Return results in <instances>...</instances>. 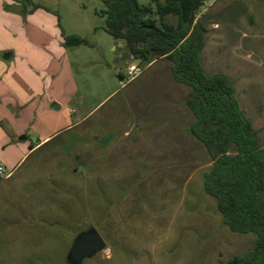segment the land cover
<instances>
[{"label":"rangeland","instance_id":"rangeland-1","mask_svg":"<svg viewBox=\"0 0 264 264\" xmlns=\"http://www.w3.org/2000/svg\"><path fill=\"white\" fill-rule=\"evenodd\" d=\"M104 9L101 0H0V88L11 87L0 99V128L10 145L37 141L46 102L41 67H70L63 75L76 92L60 109L52 104L65 119L47 127L59 133L6 184L10 214L19 203L31 217L13 225L9 247L0 244V264H75L70 251L88 228L106 247L80 264H227L249 254L256 237L231 231L205 191L213 162L191 134V87L175 81L169 60L131 56L106 32ZM202 12L204 70L228 78L264 146V0H210ZM70 36L84 43L68 47ZM133 64L142 73L120 78ZM8 175L5 169L0 179ZM22 189L41 198L23 203Z\"/></svg>","mask_w":264,"mask_h":264},{"label":"trees","instance_id":"trees-1","mask_svg":"<svg viewBox=\"0 0 264 264\" xmlns=\"http://www.w3.org/2000/svg\"><path fill=\"white\" fill-rule=\"evenodd\" d=\"M101 1L108 34L124 40L141 62L169 60L175 81L192 89L186 99L196 117L191 134L213 162L205 191L231 231L257 239L252 252L227 264H264V146L238 108L235 87L224 75L206 74L202 65L207 33L202 10L210 0H151L147 6L138 0ZM83 43L79 36L65 37L68 47Z\"/></svg>","mask_w":264,"mask_h":264},{"label":"crops","instance_id":"crops-1","mask_svg":"<svg viewBox=\"0 0 264 264\" xmlns=\"http://www.w3.org/2000/svg\"><path fill=\"white\" fill-rule=\"evenodd\" d=\"M8 54L9 56L5 60L12 59L13 53L10 52ZM159 60H163V59H159ZM69 68L70 67L66 68L65 70H61L62 68L60 67H41L40 68L42 77H45V80H42L41 84L38 83V90L40 91L39 93L43 91V93L45 94L46 102H44V108L41 111L42 114H40L41 126L39 129L35 130L39 134L36 142L31 141L32 144L29 147H28L29 142L10 145V139L8 137V133H6L4 130L0 128V154L1 153L4 154L2 156L4 164L0 166H3L6 170L9 171V175L7 177L0 179V244H3L4 247L6 248L9 247L8 232L12 231L13 225L18 226L19 228L23 227L25 223H29V220L31 217L28 211L25 210L24 206L19 203L16 204L18 205L17 206L18 213H16V215L10 214V211L8 209L10 208L9 200L12 197V195L8 193L6 184L11 183L9 181L12 180L14 174L19 170L21 165L25 163L24 159L26 158V156H28L29 154H33L39 151L40 149H42L43 147H45L47 144L52 142L54 140V137L59 133V131L52 129V127H47V126L50 124L52 125L53 122L54 123L57 121L63 122V119H65L63 117H59L57 113H54L52 104H53V107H57V109H60L62 107V103L66 101L69 96L74 95L75 90H72L73 88V86L71 85L72 82L71 84L67 83L68 85H66L65 82L68 79L64 78L65 76L63 75L65 71H67L68 73ZM11 71L13 72V75L16 74V71L13 70L12 67L10 68L9 73ZM122 74L124 75V73ZM64 86H66L67 89L65 91H62ZM10 88L11 87L0 88V99H2V101H3L4 95L8 93ZM13 88L15 89V87ZM34 91H37V90H34ZM34 91L33 93H31L32 95L29 94V97L32 98L33 96H37L39 94V93L35 94ZM64 95L68 97L65 98L63 97ZM55 102H57L59 105H57ZM5 115L6 114H5L4 106H1V100H0V120ZM66 120L68 121V119ZM15 129L16 128H14V130ZM14 130L13 132H15ZM17 135L23 136L22 138L25 139L23 130H18ZM89 145L90 144L88 141V145H87L88 148H89ZM91 159L93 158L89 157L88 162H91ZM87 166L89 167L90 164H87ZM55 180L56 178L54 176H50V178H48V182L51 185L53 182H55ZM34 193H30L29 191H25L22 189V191L18 192L19 199L22 200L24 203L26 200L29 199V197H32L33 195H36V197L39 196L37 192H34ZM15 217H18V218L15 219ZM91 230H94V229L88 228L85 232H89Z\"/></svg>","mask_w":264,"mask_h":264},{"label":"water","instance_id":"water-1","mask_svg":"<svg viewBox=\"0 0 264 264\" xmlns=\"http://www.w3.org/2000/svg\"><path fill=\"white\" fill-rule=\"evenodd\" d=\"M9 54L7 53L4 59H7ZM105 243L94 230L82 233L75 240L73 247L69 254V260L72 263L80 264L83 259L92 257L98 251L103 250Z\"/></svg>","mask_w":264,"mask_h":264},{"label":"built area","instance_id":"built-area-1","mask_svg":"<svg viewBox=\"0 0 264 264\" xmlns=\"http://www.w3.org/2000/svg\"><path fill=\"white\" fill-rule=\"evenodd\" d=\"M142 73V69L138 65H130L127 68V73L123 75L124 78H127L128 80L134 79L138 77ZM5 172V169L3 166H0V176H3Z\"/></svg>","mask_w":264,"mask_h":264},{"label":"flooded vegetation","instance_id":"flooded-vegetation-1","mask_svg":"<svg viewBox=\"0 0 264 264\" xmlns=\"http://www.w3.org/2000/svg\"><path fill=\"white\" fill-rule=\"evenodd\" d=\"M97 253H99V252H97ZM97 253H96V254H97ZM96 254H94V255H96Z\"/></svg>","mask_w":264,"mask_h":264}]
</instances>
